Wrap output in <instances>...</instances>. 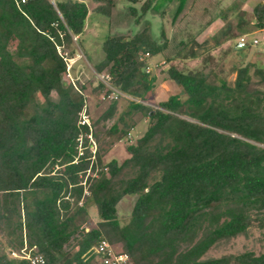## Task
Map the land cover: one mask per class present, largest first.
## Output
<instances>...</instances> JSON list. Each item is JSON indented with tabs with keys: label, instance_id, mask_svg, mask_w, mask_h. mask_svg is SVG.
Listing matches in <instances>:
<instances>
[{
	"label": "trees",
	"instance_id": "obj_1",
	"mask_svg": "<svg viewBox=\"0 0 264 264\" xmlns=\"http://www.w3.org/2000/svg\"><path fill=\"white\" fill-rule=\"evenodd\" d=\"M154 1L138 8L140 0H92L108 24L94 70H107L111 83L131 97L105 133L111 143L125 137L136 112L148 124L126 145L122 161L102 164L99 151L100 169L83 184L80 173L90 161L87 149L77 157L78 135L88 132L78 124L84 98L63 80L66 56L57 47L75 56L73 36L80 46L87 2L0 0V264H30L10 256L23 246L46 264H103L92 253L101 239L120 243L127 264H264V251L206 256L219 242L246 234L254 220L263 224V66L237 65L229 83L214 70L169 65L167 77L179 91L156 107L143 103L156 80L145 70L148 58L169 42L163 23L155 36L146 14L162 19L169 12L176 34L199 0ZM252 13L260 28L264 0ZM242 23L241 15L237 26ZM233 37L226 33L224 41ZM12 38L17 44L9 51ZM187 43L180 39L179 48ZM195 43L184 57L195 56ZM249 47L247 42L241 52L233 50L240 63ZM116 103L99 120L112 118ZM125 195L134 199L121 223L117 204ZM89 204L98 220L87 228Z\"/></svg>",
	"mask_w": 264,
	"mask_h": 264
},
{
	"label": "rangeland",
	"instance_id": "obj_2",
	"mask_svg": "<svg viewBox=\"0 0 264 264\" xmlns=\"http://www.w3.org/2000/svg\"><path fill=\"white\" fill-rule=\"evenodd\" d=\"M85 1L88 6V15L85 28L80 35V46L75 41L76 37L73 36V46L76 49L75 56L69 57L68 47H57L59 52L66 56L67 67L63 73V80L72 83L82 93L86 113L91 122V140L94 141L91 143L96 151L94 161H89L88 169L81 173V180L84 182H86L87 178L96 176L100 169L99 164L96 163V154L99 151L102 154V164L112 158L119 162L122 161L128 155L126 145L135 142L148 124V117L136 112L133 116L134 125L125 137L111 143L110 137L106 135L105 130L116 120L118 113L126 107L127 101L131 97L124 94L118 95L113 100L101 98L102 93L109 90L101 80L102 75L106 74L107 70L98 73L94 70V64L103 57L102 45L107 34V17L94 10L92 0ZM258 1L260 0H199L188 11L186 27L180 29V32L176 34L174 33L175 26L171 23L169 12H165L161 19L158 14H152L149 11L146 14V18L150 21L152 33L155 36L159 35L162 22L169 42L163 52L148 58V62L151 64L149 67L150 74L154 75L156 80L152 90L147 93L146 100L142 102L156 107L158 101L179 91V86L167 77L166 69L169 65H174L177 68H199L204 72L214 70L217 76L223 77L229 83H232L235 78V66L237 65L247 62L256 63L259 66H263L264 70V30L254 26L253 22L255 19L252 13V8ZM146 2L147 0H140L137 4L138 8H141ZM158 2L159 0H155L153 5ZM239 12L243 13L239 14ZM241 15L244 23L238 27L237 22ZM221 30H226L227 34H231L234 37L224 41L226 33H221ZM240 35H247L249 39H258L257 44L250 45L247 49L245 58L241 63L239 58L237 59L232 53L233 50L242 51V49L234 47L235 41ZM180 39L188 41L184 48H179L178 41ZM193 41L196 42L197 46L195 56L184 57V53L188 54V48ZM216 41L220 42L218 46H215ZM16 44V39L12 38L9 42L8 50L11 51ZM219 46L220 48H216ZM226 48H231L232 51L222 53L221 50ZM178 51L179 54H177ZM206 52H210L211 58H206ZM253 70L254 67H251L250 73L252 75ZM106 81L110 86L118 89L111 83L110 79ZM56 97V93L54 91L51 92V98L56 99ZM112 101L117 102L115 115L106 121L99 120L102 112ZM85 150L82 148L84 153ZM88 152L91 154L90 150ZM91 166L93 167L91 168ZM133 199V195H125L118 202L117 215L121 223L126 222L128 219ZM258 217L263 218V224L258 219L254 220L246 234L219 242L206 253V256L217 257L222 254H237L245 250H251L256 254L263 252L264 213ZM97 220L96 208L93 204H89L88 215L83 226L87 228L95 226ZM0 239H2L1 235ZM114 245L117 249H121L120 243L117 242ZM10 256L12 255L10 254Z\"/></svg>",
	"mask_w": 264,
	"mask_h": 264
},
{
	"label": "built area",
	"instance_id": "obj_3",
	"mask_svg": "<svg viewBox=\"0 0 264 264\" xmlns=\"http://www.w3.org/2000/svg\"><path fill=\"white\" fill-rule=\"evenodd\" d=\"M20 1L24 2V0H20ZM260 28L264 30V20L262 21V25ZM247 42H250V45H254L258 43V39L257 38L249 39L247 35H240L237 37L234 47L243 48L246 46ZM150 65H151L150 63L147 64V66L145 67L146 71L149 70ZM109 79L110 76L108 73L102 75L101 80L109 88V90L103 92L101 98L102 99L109 98L113 100L116 99L118 95H124V93H122L119 89H116L108 84L106 80ZM78 124L86 125L88 127V132H84V133L82 132L78 135L77 157L82 156L84 154L82 148L88 149L91 152L89 156V160L92 162V160L94 161L96 149L91 143L93 141L91 140V122L88 114L86 113L85 103L81 111L79 112ZM80 177H81V173H80ZM82 183L84 184L85 182L82 181ZM32 251L34 252L32 253ZM92 253L96 254L99 260L103 264H127L129 258L126 252L117 249L114 244L110 243L106 239L99 240L98 243L95 246H93ZM11 255L19 258H26L29 260L30 264H46L45 258L40 253L35 252L34 248H27L26 246H23L18 251H12Z\"/></svg>",
	"mask_w": 264,
	"mask_h": 264
},
{
	"label": "crops",
	"instance_id": "obj_4",
	"mask_svg": "<svg viewBox=\"0 0 264 264\" xmlns=\"http://www.w3.org/2000/svg\"><path fill=\"white\" fill-rule=\"evenodd\" d=\"M216 48H220V46L219 47H216Z\"/></svg>",
	"mask_w": 264,
	"mask_h": 264
}]
</instances>
